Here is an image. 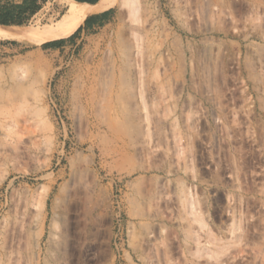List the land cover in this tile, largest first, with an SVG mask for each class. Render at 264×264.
Masks as SVG:
<instances>
[{"label":"rangeland","instance_id":"1","mask_svg":"<svg viewBox=\"0 0 264 264\" xmlns=\"http://www.w3.org/2000/svg\"><path fill=\"white\" fill-rule=\"evenodd\" d=\"M113 5L0 38V264H264V0Z\"/></svg>","mask_w":264,"mask_h":264},{"label":"bare ground","instance_id":"2","mask_svg":"<svg viewBox=\"0 0 264 264\" xmlns=\"http://www.w3.org/2000/svg\"><path fill=\"white\" fill-rule=\"evenodd\" d=\"M120 1L129 8L132 18L136 19V0ZM61 2L65 5V10L56 21L51 22L50 24L42 25L40 28L24 25L6 26L0 24V38L18 39L24 41H50L63 37L71 32L76 15L102 12L103 10L110 8L113 5L114 0H99L93 6L77 2L76 0H61ZM45 80H47V75L44 72V77L42 79L43 84ZM94 81L95 80L89 81V86L85 90L87 94V106H90L91 108L94 107L93 104L95 102ZM55 244L58 248H60L61 240L56 241ZM45 264H48V262Z\"/></svg>","mask_w":264,"mask_h":264},{"label":"crops","instance_id":"3","mask_svg":"<svg viewBox=\"0 0 264 264\" xmlns=\"http://www.w3.org/2000/svg\"><path fill=\"white\" fill-rule=\"evenodd\" d=\"M98 1L99 0H82L77 2L93 6ZM114 8L115 6L113 5L110 8L103 10L102 12L76 15L71 32L67 36H65L67 38H63L64 40L59 44L61 45L63 44V42L69 43V45L73 44L74 42L77 43L78 40L81 39L84 35L90 34L115 20L120 15V12L117 10H113ZM77 17L79 18V20ZM77 35L79 36L78 38ZM74 36H76V38Z\"/></svg>","mask_w":264,"mask_h":264},{"label":"trees","instance_id":"4","mask_svg":"<svg viewBox=\"0 0 264 264\" xmlns=\"http://www.w3.org/2000/svg\"><path fill=\"white\" fill-rule=\"evenodd\" d=\"M44 0H42L43 2ZM82 1V0H77ZM89 1V0H85ZM41 8L38 0H20L0 2V24L22 25ZM78 18V17H77ZM63 39L54 40L45 45H58ZM44 45V46H45Z\"/></svg>","mask_w":264,"mask_h":264}]
</instances>
